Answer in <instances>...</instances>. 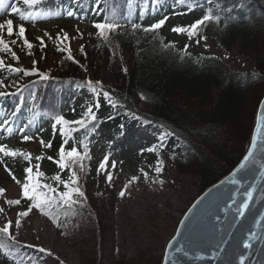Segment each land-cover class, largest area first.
Here are the masks:
<instances>
[{
	"label": "rangeland",
	"instance_id": "1",
	"mask_svg": "<svg viewBox=\"0 0 264 264\" xmlns=\"http://www.w3.org/2000/svg\"><path fill=\"white\" fill-rule=\"evenodd\" d=\"M12 5L10 2L0 7V23L6 24L11 19L14 26L11 37L6 28L0 31V39L7 46L0 47V93L5 95L19 87L20 80L10 77L17 70L22 74L35 71L39 75L88 80L106 86L114 85V74L127 70L131 58L128 51L115 55L88 50L91 38L100 30L94 23L68 17L59 0H39L34 5L18 7L20 11L16 13ZM129 5L137 22L153 26L164 21L160 29L178 46L212 54L232 70L254 71L253 61L242 56L238 46L224 52L214 38L197 34L189 37L187 31L181 34L172 31L176 27L190 29L200 21L205 15L201 7L163 10L156 0H129ZM22 15L25 19H21ZM21 26L26 29L24 37L19 35ZM67 55L78 56L79 65L69 66L59 74L58 68ZM214 94L218 96V91ZM61 97L62 114L70 123L56 125L42 119L27 141L23 139L26 135L15 130L14 107L0 106V147L4 149L0 152V229L12 233L22 250L30 253L28 257L19 254L16 257L15 253L0 249V264H116L119 260L159 264L180 221L198 198V178L176 172L170 160L173 142L164 136L165 146L161 148L157 139L162 133L160 129L136 117L125 118L118 128L109 124L110 107L96 91L78 89L68 83ZM135 103L140 112L150 113L148 103L141 99ZM89 107L96 116L95 121L100 119L105 125L94 138L93 167L83 190V199L97 219V240L88 232L86 238L80 239L85 234L83 223L63 224L59 212L52 211L65 191L64 183H70L71 178L69 171L56 163L59 150L65 144V151L76 148L67 136L80 125L71 122L91 120ZM153 146L156 151H147ZM13 152L16 154H8ZM160 153L167 167L157 174ZM105 157L107 164L101 169ZM29 167L33 169L31 176L26 175ZM25 183L29 184L30 195L32 186L39 184V193L57 197L53 205L45 207L43 212L35 204L28 208L30 200L23 195ZM121 191L125 193L123 197Z\"/></svg>",
	"mask_w": 264,
	"mask_h": 264
},
{
	"label": "trees",
	"instance_id": "2",
	"mask_svg": "<svg viewBox=\"0 0 264 264\" xmlns=\"http://www.w3.org/2000/svg\"><path fill=\"white\" fill-rule=\"evenodd\" d=\"M10 2L13 3L12 8L31 6L24 0H5L4 6ZM59 2L68 17L71 11L72 17L79 21L116 26L96 33L88 45L89 51L115 55L128 51L131 58L126 71L114 74L113 86L51 74L26 75L19 70L14 71L10 77L19 79L21 83L16 90L0 99V106L14 107L17 132L33 136L37 124L45 118L53 124L60 117L67 121L62 114L61 94L70 83L78 89L96 91L110 107V116L115 119L108 122L115 128L125 118L136 117L169 133L167 136L173 142L170 153L173 167L181 176L198 178L197 197L238 165L249 148L258 108L264 97V0H156L163 10L201 7L204 17L208 15L212 19L205 21L196 34L214 38L224 52L238 46L240 54L254 63V71L250 73L232 70L212 54L180 47L160 28L145 31L151 26L136 21L129 0ZM72 65L78 66L79 58L67 55L58 68L59 74ZM216 91L218 96L214 94ZM105 92L109 93L110 99L105 98ZM136 99L150 105L149 114L139 111ZM102 126H105L104 121L100 119L89 120L84 127L78 126L67 136L68 142L80 153L78 159L68 162L67 171L71 176L75 172L77 179V183H70V187L84 190L93 167L94 138ZM161 156L162 153L159 161L165 170L167 164ZM74 201L68 204L57 201L52 211L55 214L59 212L63 224L82 222L85 234L80 239L86 238L88 232L97 240L98 224L94 212L83 198L76 196ZM35 203L30 200L27 207L31 208ZM22 248L12 233L0 229L1 250L15 253L16 257L18 254L28 257L30 253ZM82 251L86 254V250ZM116 264L135 262L119 260Z\"/></svg>",
	"mask_w": 264,
	"mask_h": 264
},
{
	"label": "water",
	"instance_id": "3",
	"mask_svg": "<svg viewBox=\"0 0 264 264\" xmlns=\"http://www.w3.org/2000/svg\"><path fill=\"white\" fill-rule=\"evenodd\" d=\"M241 257L244 264H264V97L246 154L187 210L162 264H240Z\"/></svg>",
	"mask_w": 264,
	"mask_h": 264
},
{
	"label": "snow or ice",
	"instance_id": "4",
	"mask_svg": "<svg viewBox=\"0 0 264 264\" xmlns=\"http://www.w3.org/2000/svg\"><path fill=\"white\" fill-rule=\"evenodd\" d=\"M36 2V0H24V3L26 5H34ZM4 3H5V0H0V7H3L4 6ZM13 13H16V12H19L20 9L18 8H13L12 9ZM229 11H231V9H229ZM68 15L69 16H72L73 15V12L69 11L68 12ZM21 19H25V17L22 15L21 16ZM212 19L211 16H208L206 15L205 17H203L200 21H197L196 23H194L193 25L190 26V29H185L183 27H176V28H173L172 31L177 33V34H181V33H184L185 31L188 32V35L189 37H191L192 35L196 34V31L197 29L207 20H210ZM164 23V21H160L156 24H154L153 26H151L150 29H145V31H149V30H155V29H159L162 24ZM94 27L97 29V30H100L101 32H103L104 29H112L113 27H116L115 25H112V24H105V23H97L94 25ZM133 27H135V25H133ZM7 29V35L8 36H13L14 35V26H13V21L11 19H8L6 24L5 23H0V31L4 30V29ZM25 32H26V29L21 26L19 28V35L21 37H24L25 35ZM25 44L31 48V44H29L27 42V40H25ZM0 47H7L5 44H4V41L3 39H0ZM0 64H2V61H0ZM12 70V69H10ZM26 75L28 74H32V75H39V73L33 71L32 73H25ZM42 78L44 79H47V76H43ZM0 95H4V93H0ZM104 96L106 99H110L109 97V93L108 92H105L104 93ZM113 107H115V105H111ZM96 107L97 109L99 108V103L97 102L96 104ZM88 113L90 115V118L92 121H95L96 119V116L95 114L93 113L92 111V108L89 107L88 108ZM109 120L111 119H115L114 116H109L108 117ZM70 123L69 121H66L64 120L62 117L60 118H57V120L55 121V124L56 125H60V124H68ZM71 123H74V124H78L80 125L81 127H84L85 126V121L83 119L79 120V121H73ZM123 128V125H121V129ZM63 135V133H62ZM169 135V133H164L162 132L160 134V136L157 137L158 141L160 142V147L163 148L165 146V143H164V140H163V137L164 136H167ZM23 139L25 141H27L28 139H30L29 137L27 136H24ZM43 141H41V144L43 145ZM49 148L51 147V144H48L47 145ZM67 145L65 144L64 147H61V149L59 150V160L56 161V163L58 164V167L61 168V169H67L68 167V162L74 160V159H78L79 156H80V153L78 151L77 148H72L70 151H65V147ZM85 147H87V145H85ZM156 147L153 146V147H150L147 149V151L149 152H152V151H156ZM4 149L3 147H0V152H3ZM9 155H15L16 153H8ZM49 159H53L51 157H49ZM106 164H107V157H105V161L100 165L101 169H104L106 167ZM161 164L162 162L158 160L157 162V167L155 168V172L157 174L161 173L162 171V167H161ZM33 169L31 167L27 168L26 169V175L28 176H31V173H32ZM147 175V174H145ZM37 179H39V176H37ZM57 180H59L60 178L59 177H56ZM109 179V182L111 181V176L108 177ZM70 183L71 184H76L77 183V179H76V176H75V172L72 173V176L70 178ZM70 183H67L65 182L64 183V188H65V191L63 193L60 194L59 196V200L61 202H64L65 204H68V203H74V197L78 196V197H81L83 198L84 197V192L81 191L78 187H70ZM40 187L39 184H35L32 186V189H31V195H30V188H29V184L28 183H25L24 184V187H23V195L25 198L29 199V200H34L36 201L34 207L40 209L42 212L44 210L45 207H50L51 205H53L54 201L56 200V197L53 196V197H49L47 195V193H44V194H41L37 191V189ZM49 191H52L54 192L55 190L54 189H50ZM124 191H121L120 195L121 197L124 196ZM208 195H211V192L208 194ZM204 199H207V196L206 197H203L201 199V201L198 202L199 203H202ZM248 208V203H245L242 205L241 207V210H240V215L242 216L243 215V212L246 211ZM27 213H20V215H26ZM252 239V236H249V240ZM251 243L249 242H245L243 244V247L245 249H250L251 248ZM169 247L171 248L172 247V244H169ZM177 251H180V249H177ZM240 264H244V258L241 257L240 258Z\"/></svg>",
	"mask_w": 264,
	"mask_h": 264
}]
</instances>
